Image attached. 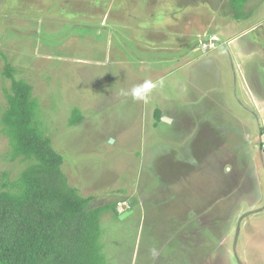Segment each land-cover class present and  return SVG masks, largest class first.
I'll use <instances>...</instances> for the list:
<instances>
[{"label": "rangeland", "instance_id": "rangeland-1", "mask_svg": "<svg viewBox=\"0 0 264 264\" xmlns=\"http://www.w3.org/2000/svg\"><path fill=\"white\" fill-rule=\"evenodd\" d=\"M251 4L252 21L210 36L200 22L118 23L117 0H0V183L13 187L31 162L13 156L1 121L8 63L31 85L68 184L111 206L106 264L260 263L249 235L264 225V0ZM161 79L148 103L119 95Z\"/></svg>", "mask_w": 264, "mask_h": 264}, {"label": "trees", "instance_id": "trees-1", "mask_svg": "<svg viewBox=\"0 0 264 264\" xmlns=\"http://www.w3.org/2000/svg\"><path fill=\"white\" fill-rule=\"evenodd\" d=\"M245 2L229 0L234 18L248 16ZM3 75L12 80L1 117L4 133L13 156L31 162L13 187L0 183V264H106L99 242L100 216L111 206L92 207L91 196L80 195L68 184L62 155L38 132V103L31 85L13 78L8 63ZM154 117L160 120L158 109ZM81 119L74 116L70 124Z\"/></svg>", "mask_w": 264, "mask_h": 264}, {"label": "crops", "instance_id": "crops-1", "mask_svg": "<svg viewBox=\"0 0 264 264\" xmlns=\"http://www.w3.org/2000/svg\"><path fill=\"white\" fill-rule=\"evenodd\" d=\"M124 0H117V6L119 12L122 11V13L118 14L117 16V22L118 23H205L208 24L206 27V30L204 28L198 29L197 31L203 32V34L207 33L210 36H214L218 30H220L221 26H226L228 24H232L234 21H240V22H248L252 21L255 16H257L260 12L257 9V7L253 6L251 4V0H246L244 3V11L247 13V19H236L234 18L232 14V10L229 5V0H127L126 4L129 7H133L138 13L135 14V11L133 14H130L129 9H126V5L124 6ZM165 8L166 10L161 14L159 12V9ZM126 9V10H124ZM126 11V13H125ZM264 19V18H263ZM262 18L257 19L255 23H261L264 22ZM219 23L220 26L218 29H213V24ZM212 26V27H211ZM228 25L225 30L229 31ZM172 29V27H170ZM197 29V28H196ZM209 29V30H208ZM119 31V30H118ZM156 31L150 30L148 32ZM177 31H181L184 34L191 33L188 29H177ZM145 32V31H143ZM148 32H145L149 34ZM244 32V31H243ZM157 33V31H156ZM158 34V33H157ZM122 36H124V33L122 32ZM173 36V35H171ZM157 37V35H156ZM149 39V41H145L144 45L148 50H157L156 49V42L153 41L154 38ZM170 34H168L167 39L169 40ZM168 40H165L167 43ZM234 42V41H233ZM174 43V42H173ZM161 43H157V46H160ZM171 47V45H169ZM235 50L239 51V57L242 58L244 56L241 54V50L239 48H236ZM233 51V50H232ZM234 52V51H233ZM231 55V50H230ZM154 57V58H153ZM152 58L155 64L163 62V59L161 57H158L154 55ZM169 61V60H168ZM167 61V62H168ZM212 60L208 61L211 62ZM214 61V60H213ZM166 64V60L163 62ZM256 215L258 214L255 213ZM260 234L259 231L251 230L250 232V247L253 250L254 247L258 249V247L261 250V261L258 264H264V235L262 236L264 225L261 226ZM255 232V233H254ZM262 239V241H260ZM244 262L246 264H255V259H249L247 257V254H245V260Z\"/></svg>", "mask_w": 264, "mask_h": 264}, {"label": "clouds", "instance_id": "clouds-1", "mask_svg": "<svg viewBox=\"0 0 264 264\" xmlns=\"http://www.w3.org/2000/svg\"><path fill=\"white\" fill-rule=\"evenodd\" d=\"M164 80L159 81L144 80L139 84H134L130 88L121 89L119 95L122 97H131L134 101H142L148 103L149 97L153 89L157 86L163 87Z\"/></svg>", "mask_w": 264, "mask_h": 264}, {"label": "water", "instance_id": "water-1", "mask_svg": "<svg viewBox=\"0 0 264 264\" xmlns=\"http://www.w3.org/2000/svg\"><path fill=\"white\" fill-rule=\"evenodd\" d=\"M162 119H165L166 121L170 120V119L167 118V117H163ZM125 215H126V213H123V214L119 215V217H120V218H123Z\"/></svg>", "mask_w": 264, "mask_h": 264}, {"label": "built area", "instance_id": "built-area-1", "mask_svg": "<svg viewBox=\"0 0 264 264\" xmlns=\"http://www.w3.org/2000/svg\"><path fill=\"white\" fill-rule=\"evenodd\" d=\"M204 46H206V45H204Z\"/></svg>", "mask_w": 264, "mask_h": 264}]
</instances>
